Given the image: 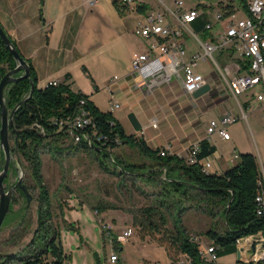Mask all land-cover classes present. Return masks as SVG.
<instances>
[{
    "label": "crops",
    "instance_id": "crops-1",
    "mask_svg": "<svg viewBox=\"0 0 264 264\" xmlns=\"http://www.w3.org/2000/svg\"><path fill=\"white\" fill-rule=\"evenodd\" d=\"M143 10L121 7L112 0H97L94 5L88 0H0V23L33 65L39 87L52 81L70 84L73 91L89 95L103 111H111L127 134L144 138L151 148L187 156L193 145L208 140L215 147L209 159L216 174L236 165L242 153H253L259 165L263 163L264 104L256 97L260 88L235 96L220 70L218 74L213 69L211 58L201 60L196 67L210 86L199 96L188 95L177 78L169 85L150 86L133 76V54L149 49L148 42L135 33L144 21ZM190 30L195 32L193 24ZM197 35L202 41L210 39ZM185 39L189 58L201 47L191 32H185ZM214 58L221 69L228 68V77L247 71L236 48L218 49ZM112 104L120 106L112 108ZM132 112L142 125L141 131L129 120ZM227 114L237 117L228 126L230 138L207 135L210 121H220ZM235 154L239 157L234 158ZM123 243L114 245L120 260L113 263L106 257V264L124 262Z\"/></svg>",
    "mask_w": 264,
    "mask_h": 264
},
{
    "label": "trees",
    "instance_id": "trees-1",
    "mask_svg": "<svg viewBox=\"0 0 264 264\" xmlns=\"http://www.w3.org/2000/svg\"><path fill=\"white\" fill-rule=\"evenodd\" d=\"M247 1L239 0L245 13L249 14ZM222 3L223 1L220 2ZM235 9L238 10L233 4H227L224 7L225 15L234 13ZM208 20V14L201 15L193 22V28L196 33L202 34L205 38L214 39L211 30L206 29ZM16 65L17 61L0 37V81ZM29 65L30 77L9 84L5 90V99L9 110H13L22 102L14 115L9 140L13 155L15 154L20 159L23 168L27 170L28 174L24 178L25 186L29 192L37 190L35 196L37 227L30 242L18 251L6 254L0 264H63L67 257L61 242L60 226L54 222L51 193L44 180L42 153L45 148H48L50 152L54 149L56 154H64L68 148L92 152L104 171L114 175H124L131 174L132 167L135 165L116 157L115 150L127 143H133L144 156L158 161L152 165L156 168L155 171L165 172L168 180L161 183L164 185L161 194L173 196L178 193L179 202H182L183 196L187 201V206L182 210L198 208L211 215L220 211L225 222L224 230L218 231L212 228L207 232L210 240H214L218 245L217 254L220 258L236 253L239 238L264 229V216L259 217L256 212L255 197L258 192L259 163L253 153H242L239 162L223 174L212 173V171L204 172L202 169L201 161L208 159L215 151V147L208 140H203L199 144L198 161L195 163L189 161L190 151L187 156L170 153L162 156L161 150L164 148L153 149L144 138L127 134L123 125L111 111H103L89 95L73 91L70 84L58 82L39 87L37 73L33 65L31 63ZM242 68H248L246 61H243ZM19 75L20 73L16 74V76ZM32 85L33 91L30 95ZM82 99H85L83 108L92 119L85 134L91 138L94 133L105 134L108 138L105 145L98 141L92 143L84 136L79 142H74L68 130L60 128L55 123V120L73 118L77 115ZM34 124L40 125V128ZM67 141L68 144H66ZM63 149L66 150L63 151ZM4 163L3 151L0 148V175ZM146 176L151 178L152 174L148 172ZM13 200H22L25 210L31 208V203L19 189L16 190ZM230 201L226 220L225 215ZM162 203L161 201V205ZM111 208L113 206L103 203L96 206L101 213ZM141 212V218L134 217V221L140 226V233L143 237L159 233L166 226L165 214L156 208L147 207L141 209ZM175 222H177L176 219ZM19 227L23 229L22 235L31 228V219H27L26 213L22 214ZM176 229L175 234L167 236L168 242L164 236L156 238L161 245H166L172 264H178V258L182 252L191 257L192 264H210L201 259L198 243L191 239L182 225L176 223ZM16 239L13 243H17Z\"/></svg>",
    "mask_w": 264,
    "mask_h": 264
},
{
    "label": "rangeland",
    "instance_id": "rangeland-1",
    "mask_svg": "<svg viewBox=\"0 0 264 264\" xmlns=\"http://www.w3.org/2000/svg\"><path fill=\"white\" fill-rule=\"evenodd\" d=\"M150 1L153 6H159L157 1ZM166 2L174 6V0H166ZM184 2L186 6H190L197 4L199 0H184ZM228 2L238 8V18L246 17L239 0H228ZM221 27L220 23H216L210 32L218 35L222 30ZM201 38L206 39L202 34ZM218 62L223 66L220 59ZM210 63L219 74L216 64L212 60ZM254 90L256 89L250 92ZM52 152L48 148L43 150V174L51 193L54 222L60 226L61 242L67 254L63 264H106V257L115 247L110 239L104 237L95 215L96 206L100 203L113 206L101 215L111 223L116 233L126 226H133L135 229V235L122 244L124 247L122 264H172L166 245H161L156 238L164 236L167 241L169 234L177 232L176 223L182 225L188 235L203 244L210 242L207 235L210 229L224 230L225 222L220 211L211 215L198 208L182 210L187 206L183 196L182 202H179L178 193L173 196L161 194L164 186L161 183L168 180L165 172L155 171L156 168L152 165L158 161L144 156L133 143H127L115 150L116 157L135 165L131 174L124 175H114L104 171L95 155L89 151L68 148L64 154H56L54 149ZM23 172L25 178L28 174L27 170L23 168ZM148 172L152 174L151 178L146 176ZM16 175L17 171L10 168L4 180L7 189L14 182ZM169 175H172L171 172ZM30 193L33 200L29 210L23 209L22 200L11 201L10 210L0 229V262L6 254L16 252L30 242L37 227L35 201L37 190ZM147 207L156 208L164 213L167 224L161 232L143 237L134 217L141 218V209ZM24 213L27 214V219H31V228L22 235L23 229L19 225ZM15 239L17 243H13ZM236 258V254H231L221 258L220 262L236 264ZM178 259V263L183 260L181 253Z\"/></svg>",
    "mask_w": 264,
    "mask_h": 264
},
{
    "label": "built area",
    "instance_id": "built-area-1",
    "mask_svg": "<svg viewBox=\"0 0 264 264\" xmlns=\"http://www.w3.org/2000/svg\"><path fill=\"white\" fill-rule=\"evenodd\" d=\"M119 6H127L134 10L141 11L143 8L144 21L135 28V33L148 42V52L134 53L132 56V73L134 77L148 82V84H171L177 78L182 81L184 91L193 96L207 84L206 77L196 70L201 60L211 58L224 80L228 83L231 92L238 96L248 90L260 88L256 94L257 100L264 104V0H248L247 8L249 14L244 18H238L237 10L225 15L224 7L232 4L228 0H199L197 4L186 6L184 0H174V6L167 4L166 0H155L158 7L152 5L151 1L144 0H112ZM223 1L222 4L220 2ZM90 5H94L97 0H88ZM208 14L209 20L206 29L212 30L216 23L222 25V30L214 37L207 41L198 38V33L191 31L190 27L201 15ZM191 32L199 43L201 50L187 57L188 47L185 39V32ZM228 47L236 48L244 61L248 63L245 74L228 77V68L221 69L214 58V52L218 49ZM115 79H119L117 76ZM57 84L52 81L49 84ZM152 88V87H150ZM81 107L77 115L73 118H62L55 120L60 128H66L72 136L74 142H79L81 137L90 140L92 143L98 141L104 145L107 142L105 134L94 133L92 138L85 134L88 125L92 119L88 112L83 108L85 99L80 101ZM119 104H112V108L119 107ZM237 117L233 114L225 115L220 121L211 120L207 128V135L219 134L223 138L229 139L230 133L228 126L234 123ZM37 128L40 125L34 124ZM152 126L157 127V121L153 120ZM11 145V143H10ZM2 147L3 152L4 148ZM189 161L195 163L198 161L197 153L199 144L193 145L189 149ZM13 154V153H12ZM169 154V150L164 148L161 155ZM239 157L238 154L234 158ZM4 159L5 152H4ZM18 157L14 154L10 168L17 166ZM204 172L212 171V161L208 158L201 161ZM16 170V169H15ZM9 174V172H8ZM20 171H17L14 182L18 180ZM258 192L255 197L257 204L256 212L259 217L264 216V162L259 165L257 177ZM98 222L102 228L105 238L115 244L127 241L135 233L133 226L124 228L121 232L116 233L110 222L101 215L98 210L95 211ZM198 243L199 254L201 259L210 264H223L217 254L219 249L214 240L209 244H203L191 237ZM115 247V246H114ZM118 248V247H117ZM115 248L108 255L109 262L120 260L118 249ZM239 251V257L237 256ZM236 264H264V229L255 234L243 236L237 240ZM183 260L178 264H192L191 257L181 253Z\"/></svg>",
    "mask_w": 264,
    "mask_h": 264
},
{
    "label": "water",
    "instance_id": "water-1",
    "mask_svg": "<svg viewBox=\"0 0 264 264\" xmlns=\"http://www.w3.org/2000/svg\"><path fill=\"white\" fill-rule=\"evenodd\" d=\"M0 37L2 38V40L4 41L5 45L8 47L12 55L14 56V59L17 61L16 67L8 71L0 81V108H1L0 133H1V142L4 148L5 158H6L3 171L0 175V229H1L4 223V220L6 218V215L10 210V204H11V201L13 199V196L16 190L19 189L23 191L29 203L32 202L33 196L24 184V172H23V167H22L20 159H17L18 164L15 167L16 171L18 172L20 171V175H19L17 182L14 185L10 186L8 189L4 185V180L8 175V172L12 164V160H13V154H12L10 140H9V131H10L11 125L13 124L14 115L19 105L22 103V102L19 103L11 112H9V109L7 108L6 100H5V90L9 84L15 83L23 78H29L31 75V68H30V65L27 59L21 55V53L15 46L14 42L12 41L11 37L7 34L6 30L1 25V23H0ZM17 73H20V75L16 76ZM209 89H210V86L207 84L203 86L200 90L195 92L194 96H199L207 92ZM32 91H33V85H32L30 95ZM128 117L134 129L136 131H141L142 125L139 122L135 113L133 112L130 113ZM230 205H231V201L228 204V209L225 215L226 220L228 218ZM237 256L238 257L240 256L239 251H237Z\"/></svg>",
    "mask_w": 264,
    "mask_h": 264
},
{
    "label": "bare ground",
    "instance_id": "bare-ground-1",
    "mask_svg": "<svg viewBox=\"0 0 264 264\" xmlns=\"http://www.w3.org/2000/svg\"><path fill=\"white\" fill-rule=\"evenodd\" d=\"M0 145H2V142H1V133H0ZM0 148L3 151L2 147H0ZM3 159H4V152H3ZM4 165H5V163H4Z\"/></svg>",
    "mask_w": 264,
    "mask_h": 264
}]
</instances>
